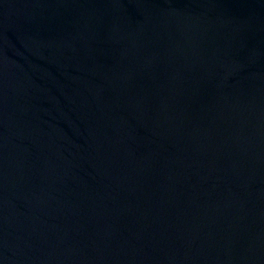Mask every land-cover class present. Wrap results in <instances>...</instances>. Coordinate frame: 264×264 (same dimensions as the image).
Here are the masks:
<instances>
[{
	"label": "water",
	"instance_id": "water-1",
	"mask_svg": "<svg viewBox=\"0 0 264 264\" xmlns=\"http://www.w3.org/2000/svg\"><path fill=\"white\" fill-rule=\"evenodd\" d=\"M0 264H264V0H0Z\"/></svg>",
	"mask_w": 264,
	"mask_h": 264
}]
</instances>
